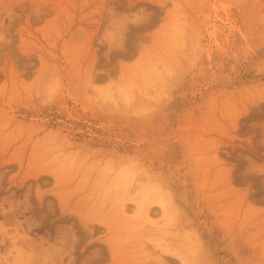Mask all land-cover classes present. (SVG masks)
<instances>
[{"label": "rangeland", "instance_id": "obj_1", "mask_svg": "<svg viewBox=\"0 0 264 264\" xmlns=\"http://www.w3.org/2000/svg\"><path fill=\"white\" fill-rule=\"evenodd\" d=\"M0 264H264V0H0Z\"/></svg>", "mask_w": 264, "mask_h": 264}, {"label": "bare ground", "instance_id": "obj_2", "mask_svg": "<svg viewBox=\"0 0 264 264\" xmlns=\"http://www.w3.org/2000/svg\"><path fill=\"white\" fill-rule=\"evenodd\" d=\"M127 191H128V190H127ZM142 202H143V198H142V201H141V202L139 201V204L137 203L138 208H141V206H142V204H143ZM141 203H142V204H141ZM139 205H140V206H139ZM160 206H162V204H161ZM120 207H121V206H120ZM147 208H148V209H147ZM147 208H146V210L144 211L143 216H144V218L150 220V213H151L152 211L150 212L151 209H150L149 207H147ZM162 208H163V207H162ZM120 209H121V212H122L123 215H128V214H126L127 211H128V210H127L128 208H126L124 204L122 205V208H120ZM140 211H141V209H140ZM140 211H138V212H140ZM139 215H140V214H139ZM140 216H141V215H140ZM141 217H142V216H141ZM142 218H143V217H142Z\"/></svg>", "mask_w": 264, "mask_h": 264}]
</instances>
